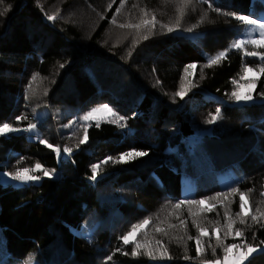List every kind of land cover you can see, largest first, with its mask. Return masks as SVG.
I'll list each match as a JSON object with an SVG mask.
<instances>
[{"label":"trees","instance_id":"trees-1","mask_svg":"<svg viewBox=\"0 0 264 264\" xmlns=\"http://www.w3.org/2000/svg\"><path fill=\"white\" fill-rule=\"evenodd\" d=\"M261 14L264 0H0V129L20 130L0 134V175L42 168L0 179V264H222L234 246L264 264V47H236ZM248 67L255 102H223ZM103 104L118 121L64 129Z\"/></svg>","mask_w":264,"mask_h":264},{"label":"rangeland","instance_id":"rangeland-1","mask_svg":"<svg viewBox=\"0 0 264 264\" xmlns=\"http://www.w3.org/2000/svg\"><path fill=\"white\" fill-rule=\"evenodd\" d=\"M238 49H241L242 51L247 52V49H260L264 47V14H261L258 18L254 19V24L249 27L244 36L240 39H238V43L236 46ZM251 56H254L256 58L262 59L263 56L261 54H249ZM221 53L217 56L212 57V60L215 62L220 59ZM74 62L70 59H65L58 61V64H60L63 67H67L68 65H72ZM196 67L192 66L188 70V75L190 76V80L192 78V74L195 72ZM262 70L261 69H254V68H245L243 70V73L241 74V77L234 82V91L231 95L228 96V100H222L226 103V101L232 100L234 105L242 106L244 104H249L255 102L254 100V91L256 89L258 80L260 77H262ZM189 80V81H190ZM49 114V109H42L39 110L36 114V117L41 120L44 117H46ZM116 113L114 110H112L111 107L108 105H98L91 109H89L87 112H82L80 115L75 116L68 124H66L64 129H67L68 131L74 132L78 128L92 126L94 124H98L103 121H118V117H116ZM20 131V130H19ZM13 129H9L7 127H4L0 129L1 133H10V132H16ZM26 132V131H25ZM30 135H39V132L36 127H32L27 131ZM37 133V134H36ZM42 171L41 167H38L30 172H23L19 174H11V173H4L0 175V179L3 180L4 183H12L17 186H27L34 182H40V179L38 177V173ZM51 174L47 173L46 176H50ZM183 184L185 185V192L189 190V186L187 183V179H183ZM186 195V194H185ZM244 200L247 203L246 198L244 197ZM203 206L200 208L199 211H210L213 209V206H211L209 203H203ZM248 208H245L244 214L247 215L249 210H246ZM244 215V216H245ZM139 228V226H137ZM145 229V228H143ZM138 235V232H134L132 235H130L126 241L127 242H134L136 240V237ZM262 248H247L243 249L242 247H231L228 251V255L223 260L222 264H245L246 261L253 256L254 254H257L261 252ZM215 264H221L220 262H216Z\"/></svg>","mask_w":264,"mask_h":264}]
</instances>
